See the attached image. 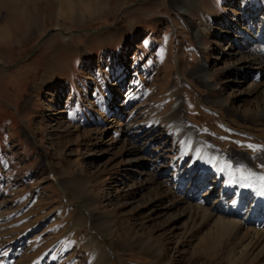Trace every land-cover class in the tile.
Returning <instances> with one entry per match:
<instances>
[{
  "label": "rangeland",
  "instance_id": "374dc122",
  "mask_svg": "<svg viewBox=\"0 0 264 264\" xmlns=\"http://www.w3.org/2000/svg\"><path fill=\"white\" fill-rule=\"evenodd\" d=\"M263 16L264 0H0V264L237 259L262 226L213 238L216 175L190 202L196 172L175 181L187 135L264 175V78L236 69L263 64L232 48Z\"/></svg>",
  "mask_w": 264,
  "mask_h": 264
},
{
  "label": "bare ground",
  "instance_id": "6f19581e",
  "mask_svg": "<svg viewBox=\"0 0 264 264\" xmlns=\"http://www.w3.org/2000/svg\"><path fill=\"white\" fill-rule=\"evenodd\" d=\"M236 28L238 30L235 32V36H233L236 40L232 44L233 50L235 49L238 52L236 55L239 57L242 56L241 54L243 53L251 52V62L259 66L263 64V67L261 68L264 69V16L259 23L250 22L249 24H243L242 26L237 25ZM251 46L254 47L253 51L249 49ZM207 68L208 67L205 64L200 66L196 72V76L203 80L206 79L208 74ZM261 68L253 69L257 73L254 76V72L248 68L236 67L237 75H239V78L244 82L251 77L255 80L264 78V70ZM222 102L223 101L221 100L219 103L222 104ZM259 117L264 119V111ZM144 134L140 137L141 141L149 140L153 132H149L146 135ZM185 141L187 145L185 147L191 149V152H193L192 160L186 165V168L182 173L178 175L181 176V178L176 180L175 184L178 185V187H182V183L179 182H182L185 177L192 172H196V175H194V183L189 187L186 201L190 202L192 197L197 196V193L201 191L202 186L206 183L207 177L211 174L216 175L212 184L218 183L222 188L218 194V200L214 202L213 210L203 208V220L206 221L214 218V215L217 216L210 231V233L212 232V235H214L212 237H217L219 233V235L223 234V236L226 235L228 238L231 236V228H235L239 225H245L248 227L253 226V229L255 230L262 226L255 233L257 236L248 243L246 242L242 247L240 245L243 241L240 240L233 243L231 242V244H222L218 242L217 251H219L220 248L222 249V246L225 245L224 249L226 250L223 254L227 251V253H229L230 250L232 251L233 247L236 248L240 246L242 248L237 259L234 260V258L231 257L232 259H230V261L223 264H246L249 260L248 253L256 247L257 249L260 247V251H257L259 252V255L263 254L264 179H261V177H264V175L253 173L249 168H236L232 162L225 160V158H223V156L217 151H210L208 147L197 144L194 136L187 135ZM186 148H183V150L185 151ZM202 154L205 156L201 157ZM243 176H248L249 178L246 180L242 178ZM198 206L201 205L198 204ZM198 206L197 208H199ZM230 220H235L237 223ZM243 222L246 223L243 224Z\"/></svg>",
  "mask_w": 264,
  "mask_h": 264
},
{
  "label": "snow or ice",
  "instance_id": "6c2138e0",
  "mask_svg": "<svg viewBox=\"0 0 264 264\" xmlns=\"http://www.w3.org/2000/svg\"><path fill=\"white\" fill-rule=\"evenodd\" d=\"M242 178L247 180L249 177L248 176H243ZM261 179H264V177H261Z\"/></svg>",
  "mask_w": 264,
  "mask_h": 264
},
{
  "label": "crops",
  "instance_id": "0c3cea01",
  "mask_svg": "<svg viewBox=\"0 0 264 264\" xmlns=\"http://www.w3.org/2000/svg\"><path fill=\"white\" fill-rule=\"evenodd\" d=\"M6 45V44H5ZM1 46H4V44L3 45H1Z\"/></svg>",
  "mask_w": 264,
  "mask_h": 264
}]
</instances>
